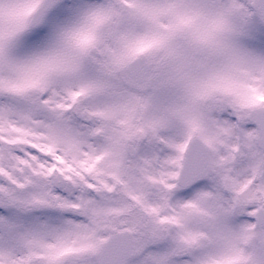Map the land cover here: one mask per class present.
<instances>
[{"label": "snow or ice", "instance_id": "obj_1", "mask_svg": "<svg viewBox=\"0 0 264 264\" xmlns=\"http://www.w3.org/2000/svg\"><path fill=\"white\" fill-rule=\"evenodd\" d=\"M0 264H264V0H0Z\"/></svg>", "mask_w": 264, "mask_h": 264}]
</instances>
